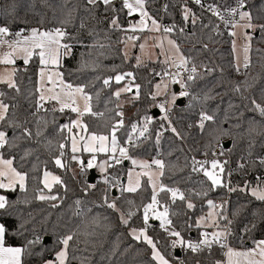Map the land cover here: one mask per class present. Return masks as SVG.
Masks as SVG:
<instances>
[{
	"label": "snow or ice",
	"instance_id": "obj_1",
	"mask_svg": "<svg viewBox=\"0 0 264 264\" xmlns=\"http://www.w3.org/2000/svg\"><path fill=\"white\" fill-rule=\"evenodd\" d=\"M48 0H43L47 4ZM250 0H234V3L228 5L225 3H209L205 4V0H182L179 3V12L181 22L178 26L175 21L169 25L163 24V16L157 19L148 9L149 0H84L83 11L87 14L84 17H79V25L76 27L78 19L77 13L80 7L79 0L68 7L72 0H61L60 11L61 18L58 19L57 26L45 27L44 17L41 16L40 22L34 27H24L12 29L11 25L16 23L15 20L10 23H5L7 20L6 13L0 17V65L5 66L4 71L0 72V85L6 86L7 89L13 90L16 95L21 94L20 84L18 83V75L20 72H28L31 65H37L36 80L33 89L28 92L27 99L29 100V108H34L30 113L36 117V132L35 135L30 127L29 120L23 123L15 119V111L18 105L15 103H6L8 93L0 90V190L5 192H16L22 194L16 200L11 201L7 195L0 194V210H6L14 205H29L33 201L48 202L51 208H60L66 202L68 193L71 189L68 187L64 175L68 172H73L75 179V170L69 165V154L72 161H76L79 165V173L85 177L84 183L81 185V190L84 193V198H76L68 207L73 209L70 216L64 221L63 229L60 231L58 225H54L52 229L46 227L48 217L45 216L41 222L42 229L38 230L33 226L30 230L25 228V225L35 220L32 212H28V219H23L22 215L18 216L22 219L17 229L9 232L6 224L0 222V264H25L26 258L38 256L43 258L45 253H51L52 258L43 259V264H73V261H78L79 264H92L91 255L84 256L82 253L88 251V246L93 249L92 255L98 247H103L104 241L102 237H106L112 230L113 225L109 221V216L104 213L111 212L119 214V224L128 228L127 235L131 237L135 244L143 243L150 249V259L147 261L141 259L139 264H185L181 258L172 257L168 249H176L179 247L183 252L191 251L193 254H200L207 250L211 254L213 246H219L223 250L224 260H217L215 264H264V239L252 240V247L243 246L240 249L234 248L229 243V237L232 235L231 225L233 221L223 214V209L227 205V201L216 203L213 199L206 200L209 211L200 216L195 221V228L199 230L201 227L212 228L213 231H200L196 240L186 238L182 235V231L177 230L171 217L179 215L173 210V206L177 202H181L186 206L187 210H194L196 205L192 202L191 196L206 198L210 192L216 191L218 188H227L229 193L236 191L245 192L254 200L264 202V176L257 175L255 183L245 180L244 185L233 187L230 181H225L226 166L228 160H221L219 157L231 154L236 146L235 138L233 137V145L231 148L225 149L220 146V151L213 150L211 156L206 151L204 159H197L195 156L189 161L191 172L200 174L210 182L207 187H204L205 181H201V191L188 190L187 192L179 187H173L163 182L162 177L165 176V169L168 167L163 159L153 158L151 162L135 158L131 151L138 148L144 140H147L153 133L150 131V126L155 122L159 123V128L155 131V142L159 146L161 138L168 131L172 132L176 138L183 139L181 132L173 125L172 112L174 108L181 107L180 101L188 97L187 110H194L197 104H200L198 112V120L195 123H189L188 127H196L201 134L208 132L209 135L217 133L214 136L216 144L219 145L220 140L232 134L219 126L208 131L210 125L216 124V114L214 111L207 110L203 103L213 99L205 92L201 99L199 94L190 91L193 85L198 80L204 78L205 75H210L216 71L215 68H210L207 65H197L193 62V57L185 56L179 44L175 39L169 38V34L178 31L180 34H185L188 26L195 27L200 23L202 29L208 28L219 34L220 25L213 24L209 21L208 24L202 22V17L189 6L190 4L198 5L202 10L208 11L212 16L219 19L225 30L228 31V36L231 40L232 48L231 55L233 60L230 62L235 68V71L240 73L241 68L247 70L252 65L251 54L253 51L264 52V49L252 48V42L255 39L253 33L259 31L260 40L264 41V23H255L254 21L262 17L254 15L248 8ZM119 3V7H117ZM103 6V11L112 12V18L109 22V27L112 30H118L123 33L131 32L126 39L122 36L120 43L125 45L123 52L124 60L128 59L127 48L129 42L132 47L138 45L143 53L146 48L148 39L159 41L154 47L160 48V52L156 54L157 59L154 63L165 65L161 72H154V76H159V82L155 83V91H150L147 96L152 102L151 107H156L162 115L157 121L153 115H149L147 110L138 121L131 122L129 126L125 124L123 105L120 103L122 94L132 92L136 89L132 97V101L140 98L141 85L135 83V76L132 72H116L114 76H109L103 79V87L111 88V82L114 81L118 87L105 100V112L95 111L93 101H100L101 90H97L94 94L88 91L94 87L95 81L101 79L100 76H94L86 83H74L68 77L73 75V71L66 68L64 61L66 58L72 57L77 46L86 49L87 51L80 53V60L76 72H84L88 69L95 70L101 65L98 59H86L92 57L93 53L98 56H104V49L111 50L110 44H103L99 41V33L95 29L87 30L85 20L90 16L96 19V13ZM176 4L166 3L162 7L165 15L169 14V8L175 7ZM126 10L128 17L134 14L138 15L135 21L129 20L127 28L119 23V14ZM261 11L264 12V5L261 6ZM15 13V5L12 6L11 14ZM55 18V15H54ZM20 23L26 24V20H21ZM69 27H76V33L69 32ZM82 30H87V38L79 35ZM239 30V36H238ZM251 30V31H249ZM147 32L162 33L161 36L147 37L142 34ZM194 34V33H193ZM107 39V34H105ZM242 38L244 43L238 48L237 40ZM89 39L92 41L89 43ZM143 39L144 42L140 43ZM164 40L167 41L168 49L164 48ZM204 49L208 46L205 44ZM243 54V63L240 60V53ZM164 59L160 60L159 57ZM149 59L151 57L149 56ZM17 61L23 62V68L17 66ZM137 67L143 64L140 56H136ZM169 68L175 71H169ZM203 68L204 71H200ZM115 71V68L112 69ZM127 78V79H126ZM122 81H126L121 85ZM29 82L32 78L29 77ZM171 85H178L179 92L173 91ZM254 87L246 80L234 85L232 91L238 94L241 100H247L248 103L244 108L251 115L247 117L246 123L248 128L245 130L250 137L248 145V154L251 156L253 146L257 143L253 133L256 136L264 135V89H261L260 95L245 96L244 93ZM163 96L162 101L157 98ZM113 97L115 101H113ZM15 96L10 97L13 101ZM115 103L114 108H109L108 105ZM229 107L234 106L231 103ZM75 114L72 118L69 115L68 122L63 124L57 123L55 113L61 115ZM51 115V120L41 116ZM93 117L104 121V132L92 131L86 121V117ZM245 117V112H240V118ZM259 118V119H258ZM207 122V123H206ZM226 121H222L224 123ZM53 126V133L62 137L58 145H54L50 139H47L46 132L49 125ZM235 125L234 127H239ZM260 129L261 131H258ZM123 133V135H121ZM41 138L47 142L45 147L49 154L58 152V155L52 156L51 161H43L45 169L40 176H30L28 171L24 170L25 164L37 149L25 148L23 155L19 158L17 166L16 154L20 148V142L32 141L40 144ZM127 145V146H125ZM264 147V143L261 144ZM207 147V146H206ZM84 154H88L85 160L82 159ZM104 155V159L98 161V156ZM171 154V153H169ZM39 161V156L36 157ZM187 160L188 158L185 157ZM124 161H130L131 167L127 169V182L123 183L120 176ZM51 162L55 169L62 170V174H54L48 170L47 164ZM264 167V157H257V161H252L253 166L257 165ZM188 164H185L187 167ZM37 163H33L32 172H36ZM239 169L246 168L245 163L238 164ZM98 169L100 177L94 182L87 180L86 174L89 170ZM110 169H115V174L110 172ZM139 169V171H137ZM227 176H231V172H227ZM146 185L145 187V180ZM31 180L37 186L32 189L33 195H29L27 182ZM80 183V181H77ZM103 184L104 188L102 195L97 199H89L95 192L99 184ZM42 185V187H40ZM150 188V201L137 205L134 200L125 199V193H137L138 191H147ZM61 190H63L61 192ZM118 192L119 195L113 193ZM163 194V195H162ZM165 197L167 199H165ZM124 200L128 205L127 211L119 206V202ZM142 208L141 227L132 226L133 218ZM102 209L103 211H95ZM162 209V210H160ZM95 212V214H93ZM236 213H233L235 215ZM50 215V214H49ZM253 213V216H257ZM63 219V214L61 215ZM264 219V216L261 217ZM150 220L159 221V228L163 230L165 235L164 249L161 250V241L156 237L149 235V230H155L154 226L149 223ZM226 224L222 225V222ZM193 225L186 222V228L191 229ZM257 228L255 222L250 225H245L244 233L250 234ZM30 234V236H29ZM14 235L21 237L24 240L22 246H6V236ZM52 237L51 244H44L46 236ZM119 237L117 238V241ZM85 247L81 248L80 245ZM39 247V251L35 249ZM134 244H129L123 252H119V256H125ZM119 243H115L107 253L100 255V261L107 260L108 264H113V258H116V264H120L119 256L117 255ZM78 253H80L78 255ZM137 255H141L140 249H137ZM136 257H133L135 260ZM199 264V261L197 262Z\"/></svg>",
	"mask_w": 264,
	"mask_h": 264
},
{
	"label": "trees",
	"instance_id": "obj_2",
	"mask_svg": "<svg viewBox=\"0 0 264 264\" xmlns=\"http://www.w3.org/2000/svg\"><path fill=\"white\" fill-rule=\"evenodd\" d=\"M166 3L170 5L175 3V7L169 8V14L164 16V21L171 24L173 21L180 25L181 15L179 12V3L182 0H165ZM77 3V0H72V3L68 5V7H72L73 4ZM80 7L77 13L78 19L76 21V27L79 25V17H84L87 14L83 11L84 0H79ZM15 5V13L11 14L12 6ZM61 0H48L47 4L43 3V0H0V17L4 16L6 13L7 20L5 23H10L15 20L16 23L12 24L11 27L13 30L16 28H24V27H34L37 26L40 22L41 16L44 17V26L45 27H53L57 26L58 19L61 18L60 11ZM264 5V0H250L248 8L253 12L254 15H258L262 17L259 20L254 21L255 23H264V12L261 11V6ZM160 0H149L148 9L149 11L157 18H160ZM117 7H119V3H117ZM198 16L202 17V22L204 24H208V18L202 14L197 9L191 7ZM55 15V18H54ZM112 12L109 11L105 13L103 11V6H101L100 10L96 13V19H92L90 16L85 20L87 30L95 29L100 35L98 37L99 41L103 44H110L111 50L104 49L105 55L98 56L96 53H93L92 57H85L86 59H98L100 63V67L95 69L94 71L88 69L84 72H76L75 70L78 68V62L80 60V53L87 51L79 46H77L74 50V55L70 58H66L64 64L66 68L70 71H73V75L68 77L69 80L74 83H86L92 79L94 76H100L101 79L95 81L94 87L88 89V91L94 94L97 90H101L100 101L97 103L95 100L93 101L95 111L105 112V100L111 95V92L115 91L118 87L115 85V82L112 81L111 88L103 87V79L109 76H114L116 72H132L135 76V83L141 85L140 89V98L135 100L133 104L128 108V111L131 112L130 115L124 116L125 124L129 126L131 122L138 121L140 117L145 114L147 110L149 115H152L153 110L156 107H149L152 103L148 98L147 94L150 91H154V83L158 79L159 76H154V72H161L165 65L160 63H154L148 61L143 63L141 66L137 67V61L134 56V52H132L131 56L124 60L123 52H124V44L120 43V39L123 36L126 39L127 35H130V32L123 33L118 30H112L109 27V22L112 18ZM119 23L127 28L129 20L135 21L136 16L128 17L126 14V10L119 14ZM21 20H26V24L20 23ZM76 27H69L68 31L76 33ZM87 30H82L79 32L84 38H87ZM194 33V34H193ZM105 34H107V39L105 38ZM255 39L252 42V48L255 49H264V41L260 40L259 31L253 33ZM172 39H175L181 46V50L184 54L193 57V62L197 65H207L210 68H215L216 71L210 75H205L203 79L198 80L195 85L192 86L191 92L195 94H199L201 99L205 92H208L209 89L211 91L208 93L213 99H210L203 103V106L209 110L210 112L214 111L216 114V124L210 125L208 131H211L212 128L219 126L222 129L228 130L232 136L223 137L219 143H225L227 141L230 142L229 148L233 145V137L235 138L236 146L231 152V154H226L224 157L229 161L230 167L234 170V175L230 178L231 186H243L245 180L252 181L255 183V177L257 175L264 176V167H259L258 162L254 167L252 161H257V157H264V147L261 146L264 143V135L256 136L253 133V137L257 140V143L253 146L252 154L249 156L248 154V145L250 137L247 135L245 130L248 128V124L246 123L247 117L251 114L246 111L244 105L248 103L247 100H241L240 96L232 91L233 87L237 83H241L246 80L249 84H253L254 87L250 88L247 92L244 93L245 96H259L261 89H264V52H256L253 51L251 54L252 65L247 70H242L240 73L235 71V68L231 65V61L233 60L231 53V40L229 37H218L214 34L211 29L200 27V23L198 22L195 27L188 26L186 28L185 34H180L178 31H174L169 34ZM92 41L89 39V43ZM207 45V50L204 49V45ZM18 67L23 68V64L18 65ZM115 68V71L112 69ZM36 69L37 65L33 64L30 66L28 72H20L18 75V83L20 84L21 94L16 95L13 90H9L4 85H0V90L8 93V97L5 102L6 103H15L18 105L16 109H10V115L12 111H15V119L19 122L23 123L26 119L30 121L28 123V127H30L35 135L36 132V117L30 115L34 108H29V100L26 98L28 92L33 89L34 82L36 80ZM200 71H204L203 68H200ZM29 77L32 78V82H29ZM126 81H122L121 85ZM134 94L136 89L133 88ZM15 96V100L13 101L10 97ZM113 101L115 98L113 97ZM232 104L237 107H229V104ZM187 103L183 104L179 108H174L172 112V121L173 125L177 128L179 132L183 135V139H178L175 135L168 131L161 138L159 146L156 145L155 142V131L159 128V123L155 122L150 126V131L153 133L147 140L138 147L131 151V154L135 158L140 159H152L155 156L156 150L159 148L161 152L162 159L166 162L168 167L165 169V176L162 177V180L165 184L179 187L184 191L194 190L201 191V181H205L204 187L210 182L206 181V178L202 175V173L197 174L191 172L189 166L190 158L194 156H199L203 151H211L216 144L214 136L217 133H213V135H209L208 132L201 134L200 130L196 127L189 128V123H195L198 117V112L200 110V104L196 105L194 110L186 109ZM109 108H114L115 103H111L108 105ZM157 109V108H156ZM124 111V110H123ZM245 112V117L240 118V112ZM68 113V111H66ZM41 116H45L42 112ZM57 117V123L63 124L68 122L69 115L74 118L73 114H65L61 115L60 113H55ZM46 119L51 120V115L45 116ZM87 123L90 126L92 131H100L104 132L106 129L103 127L104 121L101 119L86 117ZM259 119V118H258ZM159 120V117L156 118ZM222 121H226L221 123ZM207 123V122H206ZM235 125H240L239 127H234ZM258 131H261L258 129ZM123 135V133H121ZM47 139H50L54 145H58L62 137L57 136L53 133V126L50 124L49 128L46 132ZM46 140L41 138V143L38 145L33 143L32 141H22L20 142V148L16 154V162L17 166L19 164V158L23 155V149L25 148H34L37 151L28 158L24 170L29 172L30 176L42 175L43 170L45 169V165L43 161H51L52 156L58 155V152L49 154L48 149L45 147ZM207 146V147H206ZM171 153V154H169ZM39 156V161H37L36 157ZM185 157L188 159L186 160ZM69 165L75 166V161H72L69 154ZM126 165L123 164L122 172L129 166L128 161ZM33 163L38 164V168L36 172L31 171V167ZM86 163V162H85ZM245 163L246 168L239 169L238 164ZM185 164H188L185 167ZM71 167V166H70ZM228 165L226 166L227 170ZM48 170L54 172V174H62V170L55 169L54 165L49 162L47 164ZM73 168V167H72ZM110 172L115 174V169H110ZM89 172V171H88ZM123 175V174H122ZM120 176V178L122 177ZM73 174L68 172L64 175V179L67 181L68 187L71 191L68 193V198L66 202L60 208H51L48 202H38L33 201V203L29 205H14L12 207L7 208L6 210H0V222L6 224L9 232H13L17 229L20 223H22V219H19L18 216L22 215L23 219H28V212H32L35 220L25 225V228L31 229L35 226L38 230L42 229L45 225H42V221L45 216L48 217L46 227L49 231L52 229L54 225H58L60 231H64L63 224L68 216L71 215L73 209L69 208L68 205L72 204L73 200L76 198H84V193L81 190V185L84 183V179H82L78 174L75 175V179L72 178ZM98 180V176L97 179ZM95 180V181H96ZM145 180V187L146 179ZM80 181V183H77ZM225 181L226 173H225ZM27 186L29 188V195H33L32 189H34L37 185L33 183L31 180L27 182ZM42 187V185H40ZM104 185L99 184L97 190L92 193L89 199H97L102 195ZM63 190H61L62 192ZM150 192L151 189L148 188L147 191H138L137 193H125V199L134 200L137 205H142V203H147L150 201ZM4 195H7L11 201L16 200L18 196L22 197V194L18 191L16 192H4ZM119 195V193H117ZM163 195V194H162ZM208 198L213 199L214 201L224 202L227 201L226 207L222 210L223 214L226 215L229 219L233 221L231 227L232 235L229 237V243L234 248L242 247V239L244 241L243 246L250 247L252 246V240L249 238L254 237L255 239H264V219H261L264 216V202L254 200L250 195L245 192L236 191L233 193H229L227 188H218L216 191L210 192L209 196L206 198H201L197 196H191L192 202L196 205L194 210H187L186 206L181 202H177L176 205L173 206V210L179 213L177 216L171 217L173 223L177 230L182 231V235L186 238H191L196 240L199 236V232L202 231L200 228L197 230L195 228V221L207 211L208 207L206 204V200ZM165 199H167L165 197ZM119 206L127 211L128 205L124 202V200L119 202ZM95 211H103L102 209H96ZM257 213V216H253V213ZM233 213H236L233 215ZM50 214V215H49ZM63 214V219H61V215ZM95 214V212L93 213ZM109 216V221L112 223L113 228L108 233L106 237H102L101 239L104 241L103 247H98L95 250V254L92 255L93 249L91 246H88V251L83 252L84 256L91 255L92 264H108L107 260L100 261V255L103 253L109 252V250L113 247L115 243H119V249L117 255L119 256V252H123L129 244H134V247L125 255L119 256L120 264H139L141 259L147 261L150 259V249H147V246L143 243L135 244L132 241L131 237L127 235L128 228L121 226L119 224V214L111 212L104 213ZM186 222L191 223L193 227L191 229L186 228ZM255 222L257 224V228L254 232L250 234L244 233L245 225H250ZM132 226L141 227L143 224L142 221V208L137 212V215L133 218ZM226 224L222 222V225ZM155 230H149V235L156 237V239L160 240L161 250L164 249V240L165 233L162 229L159 228V223L153 225ZM30 236V234H29ZM50 238V242L44 244H51L52 237L46 236ZM45 237V238H46ZM119 240L117 241V238ZM24 240L21 237L8 235L6 236V246H22ZM81 248H84L85 245L81 244ZM137 249H140L141 255H137ZM177 249V248H176ZM168 249L167 251L171 252V256L169 259H172L174 256V251L176 250ZM35 251H39V247L35 249ZM181 256L180 258L185 261V264H215L217 260H223L224 255L222 249L219 247H213L211 254L207 250L200 254L193 253H185L180 249ZM80 253H78L79 255ZM136 257L133 260V257ZM52 258L51 253H45L43 258L38 256L28 257L26 258L25 264H43V259ZM175 261V260H173ZM73 264H79L78 261H73ZM113 264H116V258H113ZM154 264V262H153Z\"/></svg>",
	"mask_w": 264,
	"mask_h": 264
},
{
	"label": "rangeland",
	"instance_id": "obj_3",
	"mask_svg": "<svg viewBox=\"0 0 264 264\" xmlns=\"http://www.w3.org/2000/svg\"><path fill=\"white\" fill-rule=\"evenodd\" d=\"M135 16H136V20L139 18L138 17V15H136V14H134ZM249 31H251V30H249ZM143 36H147V37H155V36H161L162 37V33H151V32H147V31H145V33L144 34H142ZM238 36H239V30H238ZM169 38H171L170 36H169ZM144 42V40L143 39H141L140 40V43H143ZM131 43L132 42H129V46H128V48L126 49L127 50V52H128V58H129V56H131V54H132V52H134V56H135V58H136V56H140L141 57V60L143 61V63L145 62V61H155L156 59H157V56H156V54H158L159 52H160V48H157V47H154V45L156 44V43H159V41H157V40H155V39H148L147 40V44H146V48H145V51L142 53L141 52V50L139 49V47H138V45L136 46V47H132L131 46ZM164 48L165 49H168V44H167V41L166 40H164ZM244 43V41H243V39L242 38H238V40H237V44H238V48L242 45ZM124 50H125V45H124ZM149 56L151 57V59H149ZM159 58H161V60H163L164 59V57L163 56H160ZM240 60H241V63H243V54H242V52L240 53ZM20 62H22V61H17V66L20 64ZM146 63V62H145ZM22 64H23V62H22ZM4 68H5V66H2V65H0V72H3L4 71ZM155 83H157V82H155ZM154 83V84H155ZM154 88V91H155V87H153ZM133 95H134V93L132 94L131 92L130 93H125L123 96H121V98H120V103H122V105H123V110H124V116H128V115H130L131 114V112H129L128 111V108L133 104V101H132V97H133ZM157 100L158 101H160L161 100V98H157ZM66 111H68V110H66ZM74 115V117H75V114H73ZM125 146H127V145H125ZM87 155L88 154H84V157H82V159H84L85 160V162H86V157H87ZM105 157H104V155L103 154H100L99 156H98V161L100 160V159H104ZM138 159H140V158H138ZM141 160H148V159H141ZM129 162V166H128V168H130L131 167V162L130 161H128ZM77 163H76V161H75V166L74 165H70L71 166V168L72 169H74L75 170V174H77ZM127 168V169H128ZM127 169L125 170V172H124V174L122 175V177L120 178V179H123L124 180V183H126L127 182V179H126V172H127ZM94 171H95V173L97 174V176H98V179H99V177H100V173H99V170L98 169H93ZM137 171H139V169H137ZM70 173H72L73 174V172H71L70 171ZM144 179H146V178H144ZM4 190H0V194H3L4 195ZM216 203H221L220 201L218 202V201H215ZM160 210H162V209H160ZM209 211V209H207V211L204 213V215L207 213ZM155 221V220H154ZM159 222V221H158ZM201 229L202 230H204V231H207V230H213L212 228H209V227H201ZM250 247H252V246H250ZM177 249L178 250H180V248L179 247H177ZM237 249H240V248H237ZM225 259V257L223 258V260ZM173 264H176V261H173Z\"/></svg>",
	"mask_w": 264,
	"mask_h": 264
},
{
	"label": "built area",
	"instance_id": "obj_4",
	"mask_svg": "<svg viewBox=\"0 0 264 264\" xmlns=\"http://www.w3.org/2000/svg\"><path fill=\"white\" fill-rule=\"evenodd\" d=\"M213 2H216V3H225V2H226L228 5H231V4L234 3V0H205V4H209V3H213ZM164 4H166V1H165V0H160V6H159V8H160V16H163V17L165 16V14H164L163 11H162V7H163ZM189 6L195 8V9H197V10L200 11L202 14H204V15L208 18V20L211 21L213 24H218V25H220V32H219V34H217L216 32H214V34H215L216 36H218V37H229V36H228V31L224 29L223 24L219 21L218 18L212 16L210 12L202 10L198 5L190 4ZM163 24H164V25H169V23L165 22L164 20H163ZM130 34H132V33L130 32ZM177 43H178V42H177ZM178 44H179V43H178ZM179 46H180V44H179ZM180 48H181V46H180ZM184 55H185V56H188V55H186V54H184ZM241 69H242V70H245V69H243V68H241ZM169 71H175V69L169 68ZM126 79H127V78H126ZM159 80H160V77H158V79L156 80V82H159ZM170 87H171V89H172L173 91H174V87H177V94H178V92H179V86H178V85H171ZM190 91H191V89H190ZM163 99H164V97L162 98V100H163ZM162 100H161V101H162ZM188 100H189L188 97L183 98L184 104H185V103H188ZM157 109H158V108H157ZM158 111H159V109H158ZM161 115H162V113L159 112V116H158V117H160ZM158 117H157V118H158ZM155 119H156V118H155ZM197 120H198V117H197ZM197 120H196V121H197ZM220 146L223 147V144H222V143H219V145L215 144L214 147H213V149H212L211 151H207L208 154H209V156H211V152H212L213 150L219 152V151H220ZM223 148H224V147H223ZM205 152H206V151H203L199 156H195V157H196L197 159H204V155H203V154H204ZM158 153H159V158L162 159L161 152H160L159 148L156 150L155 156H154L153 158L157 157ZM193 156H194V155H193ZM193 156H192V157H193ZM192 157H191V158H192ZM153 158H152V159H153ZM191 158H190V160H191ZM152 159H149L148 161L151 162ZM219 159H221V160H225L226 158H225L224 156H222V157H219ZM190 160H189V161H190ZM226 160H227V159H226ZM189 166H190V169H191V165H190V163H189ZM227 172H231V176H227ZM77 174H78L82 179H85V177H82V176L80 175V173H79V165H77ZM88 174H89V172L86 174L87 178H88ZM233 175H234V170L230 167V163H228V167H227V170H226V180H227V182L230 181V178H231ZM121 181H122V179H121ZM116 193H118V192H116ZM213 247H219V246H213ZM222 251H223V250H222ZM187 253H192V252H191V251H188Z\"/></svg>",
	"mask_w": 264,
	"mask_h": 264
},
{
	"label": "water",
	"instance_id": "obj_5",
	"mask_svg": "<svg viewBox=\"0 0 264 264\" xmlns=\"http://www.w3.org/2000/svg\"><path fill=\"white\" fill-rule=\"evenodd\" d=\"M21 64H22V62H20L19 65H21ZM174 91L177 92V87H174ZM180 104H181V106L184 104L183 99H182V101H180ZM152 115L154 116V118H157V117L159 116V111H158V109L155 108V109L153 110V112H152ZM229 146H230V142H229V141L223 143V147H224L225 149H228ZM126 164H127V163L124 162V165H126ZM96 179H97V174L95 173V171H94L93 169H92V170H89V174H88V178H87V180H88L89 182H94ZM113 194H114V195H117V193H116L115 191H114ZM151 223H152L153 225H156L157 222L154 221V222H151ZM48 242H50V238L46 237V238L44 239L43 243H48ZM174 256H175L176 258H180V256H181L180 250L176 249V250L174 251Z\"/></svg>",
	"mask_w": 264,
	"mask_h": 264
},
{
	"label": "crops",
	"instance_id": "obj_6",
	"mask_svg": "<svg viewBox=\"0 0 264 264\" xmlns=\"http://www.w3.org/2000/svg\"><path fill=\"white\" fill-rule=\"evenodd\" d=\"M159 59L161 60V58H159ZM145 62H148V61H145ZM145 62H144V63H145ZM151 62H153V61H151ZM154 86H155V84H154ZM131 93L133 94L134 91L132 90ZM123 95H124V94H122V96H123ZM158 98H161V100H162L163 96L158 97ZM161 100H160V101H161ZM137 159H138V158H137ZM148 160H149V159H148ZM148 160H147V161H148ZM126 163H127V162H126ZM122 182L124 183V180H123V179H122ZM151 222H154V220H150V221H149L150 224H152ZM156 222L159 223L158 221H156ZM152 225H153V224H152ZM202 231H204V230H202ZM207 231H208V232H211V231H213V230H207Z\"/></svg>",
	"mask_w": 264,
	"mask_h": 264
}]
</instances>
